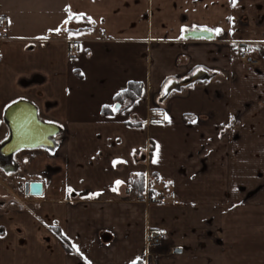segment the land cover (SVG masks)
Masks as SVG:
<instances>
[{
  "label": "crops",
  "instance_id": "1",
  "mask_svg": "<svg viewBox=\"0 0 264 264\" xmlns=\"http://www.w3.org/2000/svg\"><path fill=\"white\" fill-rule=\"evenodd\" d=\"M0 21V144L19 100L61 129L0 167L42 185L0 206V264H264V0H0ZM130 82L140 98L102 115ZM140 175L179 203L134 201Z\"/></svg>",
  "mask_w": 264,
  "mask_h": 264
},
{
  "label": "water",
  "instance_id": "2",
  "mask_svg": "<svg viewBox=\"0 0 264 264\" xmlns=\"http://www.w3.org/2000/svg\"><path fill=\"white\" fill-rule=\"evenodd\" d=\"M183 38L211 41L214 40L215 34L208 30L192 29L187 31ZM208 77V73L205 70H197L183 81H171L164 88V97L196 82L205 81ZM119 107V103H115L112 110L116 112ZM3 121L9 130V136L0 144L1 168L6 169L4 165H12L15 154L21 150L42 148L54 151L56 149L57 143L54 137L61 133L60 127L41 121L38 118L37 109L32 103L24 100L13 102L5 109ZM41 191V183H26L24 185L25 196H39Z\"/></svg>",
  "mask_w": 264,
  "mask_h": 264
},
{
  "label": "built area",
  "instance_id": "3",
  "mask_svg": "<svg viewBox=\"0 0 264 264\" xmlns=\"http://www.w3.org/2000/svg\"><path fill=\"white\" fill-rule=\"evenodd\" d=\"M8 34V28L0 21V40L4 39ZM68 53L76 54L78 53V47L76 46V41L73 39L68 40ZM239 55L241 61L245 64H252L254 60L243 53ZM60 137V136H59ZM58 136L56 139L59 138ZM134 201L150 203V202H158V203H172L178 204L179 200L174 191H165V190H155L152 188H146L142 193L136 194L134 197ZM166 236L160 231L157 230H149L146 237V246L152 249H158L165 241ZM151 264V263H150Z\"/></svg>",
  "mask_w": 264,
  "mask_h": 264
},
{
  "label": "trees",
  "instance_id": "4",
  "mask_svg": "<svg viewBox=\"0 0 264 264\" xmlns=\"http://www.w3.org/2000/svg\"><path fill=\"white\" fill-rule=\"evenodd\" d=\"M142 93V84L139 82H130L127 85V88L120 92L118 95H116L114 99V103H119L120 109L118 111H121L128 106H130L132 103L137 101ZM115 112H113L112 107H103L102 108V115H113ZM153 152V146L150 147L149 151V157H151ZM158 179L156 177L150 178L148 184H154L157 183ZM134 187L136 188V193H142L145 189V177L143 175L138 176V178L133 183Z\"/></svg>",
  "mask_w": 264,
  "mask_h": 264
},
{
  "label": "rangeland",
  "instance_id": "5",
  "mask_svg": "<svg viewBox=\"0 0 264 264\" xmlns=\"http://www.w3.org/2000/svg\"><path fill=\"white\" fill-rule=\"evenodd\" d=\"M239 49L240 48L236 47L235 51L239 53ZM1 126L2 123L0 122V127ZM39 180L40 177L30 176L24 174L23 172H17V171L0 174V197L12 196L13 198L12 200H15L13 196L17 195L19 198H22V195L24 193V185L26 183L31 184L32 183L31 181H39Z\"/></svg>",
  "mask_w": 264,
  "mask_h": 264
},
{
  "label": "flooded vegetation",
  "instance_id": "6",
  "mask_svg": "<svg viewBox=\"0 0 264 264\" xmlns=\"http://www.w3.org/2000/svg\"><path fill=\"white\" fill-rule=\"evenodd\" d=\"M187 33V32H186ZM185 33V34H186ZM212 41V40H211ZM240 47H238V48H240L239 50H240V52L241 53H243L244 52V54L245 55H247L248 57H250L252 60H254V63H252V64H246V65H249V66H252L253 68H258V60L257 59H255V58H253L252 57V55L249 53L250 52V50H251V48L250 49H248V47L246 46V47H244L243 45H239ZM239 55H240V53H239ZM245 64V63H244ZM13 165H14V163H13ZM13 165H4L7 169H13L14 168V166ZM4 171L5 172H7V170L6 169H4ZM13 198H12V196H7V197H0V206H3V205H5V203H7L8 201L10 202V200H12Z\"/></svg>",
  "mask_w": 264,
  "mask_h": 264
},
{
  "label": "snow or ice",
  "instance_id": "7",
  "mask_svg": "<svg viewBox=\"0 0 264 264\" xmlns=\"http://www.w3.org/2000/svg\"><path fill=\"white\" fill-rule=\"evenodd\" d=\"M233 3H234V0H233ZM72 18H73V17L70 15L69 18H68V20L65 21V23H68L69 20H71ZM57 31H59V29H58ZM215 32H216L217 34H219L220 30H219V29H216ZM165 91H167V89H165ZM165 118H167V117H165ZM153 162L155 163V159L153 160ZM116 183L119 184L120 181H117ZM113 190H115V189H113ZM70 191H71V190H70ZM74 247H75V246H74Z\"/></svg>",
  "mask_w": 264,
  "mask_h": 264
}]
</instances>
